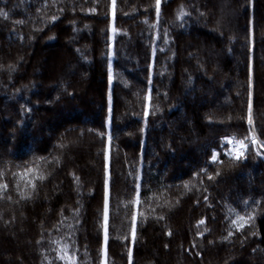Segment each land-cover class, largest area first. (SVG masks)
<instances>
[{
    "label": "trees",
    "instance_id": "obj_1",
    "mask_svg": "<svg viewBox=\"0 0 264 264\" xmlns=\"http://www.w3.org/2000/svg\"><path fill=\"white\" fill-rule=\"evenodd\" d=\"M261 145L264 0H0V264H264Z\"/></svg>",
    "mask_w": 264,
    "mask_h": 264
},
{
    "label": "snow or ice",
    "instance_id": "obj_2",
    "mask_svg": "<svg viewBox=\"0 0 264 264\" xmlns=\"http://www.w3.org/2000/svg\"><path fill=\"white\" fill-rule=\"evenodd\" d=\"M157 7H159V0H157ZM249 113H250L249 119H250V122H251V103L249 104ZM253 131H254V130H253ZM247 139H248V138L246 137L245 140H247ZM228 142H229V143H232L231 140H229ZM255 142H256V141H255V138L253 137V138H252V143H255ZM239 145H240V148H241V149H246V148H247V144L245 143L244 140L239 141ZM261 147L264 148V145H261ZM233 150H234V149H230V153H231V151H233ZM242 154H243V152H242V151H239V152H237V154H236L233 158L238 160V159H240V157H241ZM257 154L259 155L260 153L258 152ZM212 162H216L215 154H213ZM26 171L29 172V173H31V172L34 171V169H33V168H28V169H26ZM0 175H2V173H0ZM39 178H40V179H43L44 177L41 175V176H39ZM209 179H211V177H209ZM29 183H31V181H29ZM33 186H34V185H33ZM0 187H3L5 190L7 189V185H0ZM186 187H187V185H186ZM248 219L250 220L251 217H248ZM133 220H135V217L133 218ZM239 220L243 221V220H244V217H239ZM105 221H107V183H106ZM200 223L203 224L204 221L202 220V221H200ZM233 225L236 226V225H237V222H236V221H233ZM242 227H243V224L241 223V224H239L238 226H236V230L239 231L240 228H242ZM105 234H106V236H107V228H105ZM132 234H133V238H134V236H135L134 229H133V233H132ZM228 235H229V236L232 235V231H231V230L229 231ZM104 253H105V256H106V253H107V249H106V247H105V249H104ZM129 264H131V255H130V257H129Z\"/></svg>",
    "mask_w": 264,
    "mask_h": 264
},
{
    "label": "rangeland",
    "instance_id": "obj_3",
    "mask_svg": "<svg viewBox=\"0 0 264 264\" xmlns=\"http://www.w3.org/2000/svg\"><path fill=\"white\" fill-rule=\"evenodd\" d=\"M109 126H110V121H109V117L106 119V130L107 132L109 131ZM251 129L252 131L254 130V126L253 124L251 123ZM255 137L257 138L256 134H255V131H253ZM107 168H108V143L106 145V180H105V189H106V183H107V186H108V175H107ZM105 203H106V190H105Z\"/></svg>",
    "mask_w": 264,
    "mask_h": 264
},
{
    "label": "built area",
    "instance_id": "obj_4",
    "mask_svg": "<svg viewBox=\"0 0 264 264\" xmlns=\"http://www.w3.org/2000/svg\"><path fill=\"white\" fill-rule=\"evenodd\" d=\"M251 130V129H250ZM251 132H252V134H254L253 133V131L251 130ZM254 138H255V135H254ZM239 141H241V140H239ZM239 141H237V142H232V143H229L228 144V148H227V150H228V152L230 153V149H234L233 151H231V155L232 156H235L236 154H237V152H239V151H244L245 149H241L240 148V145H239Z\"/></svg>",
    "mask_w": 264,
    "mask_h": 264
},
{
    "label": "bare ground",
    "instance_id": "obj_5",
    "mask_svg": "<svg viewBox=\"0 0 264 264\" xmlns=\"http://www.w3.org/2000/svg\"><path fill=\"white\" fill-rule=\"evenodd\" d=\"M227 144H228V143H227ZM224 147H225V146H224ZM226 147H227V146H226ZM226 147H225V148H226ZM225 148H224V149H225ZM222 149H223V148H222ZM224 149H223V150H224ZM224 151H226V150H224ZM227 152H228V150H227ZM228 153H229V152H228ZM229 154H230V153H229ZM230 155H231V154H230ZM232 157H233V156H232Z\"/></svg>",
    "mask_w": 264,
    "mask_h": 264
}]
</instances>
